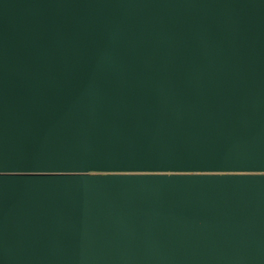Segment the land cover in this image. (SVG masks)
Listing matches in <instances>:
<instances>
[{
    "label": "water",
    "instance_id": "obj_1",
    "mask_svg": "<svg viewBox=\"0 0 264 264\" xmlns=\"http://www.w3.org/2000/svg\"><path fill=\"white\" fill-rule=\"evenodd\" d=\"M0 264H264V0H0Z\"/></svg>",
    "mask_w": 264,
    "mask_h": 264
}]
</instances>
